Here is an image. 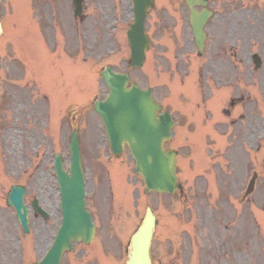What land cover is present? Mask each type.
<instances>
[{
  "label": "rangeland",
  "instance_id": "obj_1",
  "mask_svg": "<svg viewBox=\"0 0 264 264\" xmlns=\"http://www.w3.org/2000/svg\"><path fill=\"white\" fill-rule=\"evenodd\" d=\"M46 2L50 8L57 4L60 13H53L56 10H52L50 14L35 15L37 25L41 28V25L44 26L49 21L46 38L59 45L65 43L66 49H69L68 56L75 47L81 53V78L78 80L77 90L79 94L70 99L64 96V99L66 106L69 103L77 104L83 113L81 111L76 114L77 110L73 106L67 108L69 112L64 125L57 127L55 122L50 123V127L45 130L47 141L41 132L43 129L33 127L32 137L23 143L24 147L15 139L14 155L7 148L6 142L2 144L0 264H26L21 262L20 256L22 260L27 259V264L39 261L56 233L61 216L52 161L53 154L58 152L63 157L65 167L69 163L67 145L72 126L68 119L72 112L77 116L76 123L80 131L87 207L94 215L98 239L101 236L103 239L105 233H110L111 237H119L121 242L122 238L128 237L135 230L146 207H150L163 227L156 236L160 239L162 252L155 246L152 259L157 260L161 255L172 257L173 264H264V95L250 87V76L241 81L242 93L245 97L251 93L260 98L254 100L256 104L259 102V107L253 108V101L246 100L244 106L247 109L242 113L241 107L237 114H243L247 118L243 121L237 119L235 127H228L225 124L233 118L224 119L222 111L218 110L221 106H217L223 99V93H213L210 91L213 89L208 90L206 86L194 84V87L186 83L187 79L196 78L201 71V60L190 62L187 66L180 63L182 82L181 85L175 82L177 75L174 69L177 62L173 59L174 49L166 33L175 26L185 36L188 33L190 39L182 2H158L147 19V30L152 37V48L147 60L141 69L129 71V50L125 35L130 22L129 15L122 18L120 16L121 21L114 30L108 27L113 21L114 13L110 12L107 18L103 14L99 15L94 7L95 0H85V20L82 23L73 18L71 0H45L44 3ZM113 2L118 3L119 0ZM28 3L29 0H17V6L21 9L19 18L27 20L25 12ZM174 9L180 12L175 14ZM50 17L53 21L49 20ZM31 35L30 40H35V33L32 32ZM184 50L190 53V45ZM191 59L194 60V57L191 56ZM104 65L119 72H128L131 80L143 88L151 87L157 100L170 109V112L174 111L176 135L167 147L178 153L180 191L172 196L144 195L141 181L131 171L129 182L132 183V188L124 195L125 202L108 180L106 172L109 174V171L105 163L106 156L109 155L107 141L98 117L88 107L95 98L106 95L107 90L99 76ZM247 70L249 64L244 62L242 74ZM74 74L75 67L66 65V78L70 84ZM94 74L97 76V85ZM44 78L48 79L47 73ZM179 86L185 87V90ZM200 93L207 99L204 102V108H209L207 114L200 106ZM249 123H253L255 127L251 125L248 128ZM215 124L218 125L214 128ZM248 129L255 132V138L247 137ZM204 132L208 135L205 136ZM189 149L192 154L198 155L202 151V158L190 155ZM213 153L219 156H213ZM41 167L43 172L38 171ZM117 170L123 178L129 176L125 163L119 165ZM214 173L219 175V184L213 179ZM253 173L257 174L254 191L243 200L244 191ZM114 176H117V172ZM15 183L23 184L27 188V204L32 198H37L49 215L47 220H43L32 217L30 213L31 233L27 237L19 229L13 211L6 206V195L10 186ZM72 256L64 257L63 264H70L69 259Z\"/></svg>",
  "mask_w": 264,
  "mask_h": 264
},
{
  "label": "water",
  "instance_id": "obj_2",
  "mask_svg": "<svg viewBox=\"0 0 264 264\" xmlns=\"http://www.w3.org/2000/svg\"><path fill=\"white\" fill-rule=\"evenodd\" d=\"M191 6L193 0H186ZM195 1V0H194ZM76 12L81 0H74ZM151 0H134V23L128 31V41L132 50L131 66L140 67L144 61V51L148 48L147 37L143 32V22ZM190 23L201 47L204 15L191 9ZM103 78L110 91L104 102H97L95 110L100 115L114 153L122 151L127 144L136 163V172L142 176L145 192L172 193L176 188L174 175V153L165 152L163 143L170 138L172 121L167 113L156 117L160 109L152 102L149 91H140L135 86L126 88V75H115L106 69ZM70 176L63 170L57 156L54 163L61 196V228L45 259L39 264H59L64 250H70L71 241L88 242L93 234L90 217L83 201V174L80 168L78 140L72 134L70 141ZM24 189L14 186L8 196L9 206L15 208L18 220L27 232L26 208L22 204ZM43 214V213H42ZM149 212L144 223L131 240V252L127 264H150L149 241L153 222Z\"/></svg>",
  "mask_w": 264,
  "mask_h": 264
},
{
  "label": "flooded vegetation",
  "instance_id": "obj_3",
  "mask_svg": "<svg viewBox=\"0 0 264 264\" xmlns=\"http://www.w3.org/2000/svg\"><path fill=\"white\" fill-rule=\"evenodd\" d=\"M206 2V7L212 15L204 27V66L209 67L216 63L232 64L234 67L233 83L239 87L241 85L239 64L241 63L242 48L256 45L258 42L262 46L264 45L262 38L264 34V0H206ZM2 25L6 26L4 23ZM180 43V45L186 46V38ZM14 63L12 58L3 60L0 56V143L3 127L28 126L34 122L32 116L28 114V107L35 105L33 95H29L26 99L20 98L17 89L9 87V83L3 81L4 78H15L13 76L16 75ZM207 74L206 71L203 78ZM259 88L264 89V80L260 82ZM38 98L41 100L37 101L49 108V99L44 93ZM229 105L234 107L235 101L231 100ZM3 106H5L4 109Z\"/></svg>",
  "mask_w": 264,
  "mask_h": 264
}]
</instances>
